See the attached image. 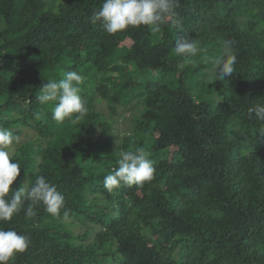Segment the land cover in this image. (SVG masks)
Masks as SVG:
<instances>
[{
	"label": "trees",
	"instance_id": "16d2710c",
	"mask_svg": "<svg viewBox=\"0 0 264 264\" xmlns=\"http://www.w3.org/2000/svg\"><path fill=\"white\" fill-rule=\"evenodd\" d=\"M177 3V22L159 32L109 35L90 22L102 0H0V126L17 137L10 162L21 164L9 196L43 175L65 197L59 218L43 205L26 218L25 201L0 221L31 239L10 264H264V124L247 115L264 103V0ZM181 36L205 51L176 55ZM226 40L235 71L214 80L206 57ZM68 70L84 77L88 111L57 123L36 97ZM140 147L153 179L109 192L119 152Z\"/></svg>",
	"mask_w": 264,
	"mask_h": 264
},
{
	"label": "clouds",
	"instance_id": "9594fccd",
	"mask_svg": "<svg viewBox=\"0 0 264 264\" xmlns=\"http://www.w3.org/2000/svg\"><path fill=\"white\" fill-rule=\"evenodd\" d=\"M177 0H102L101 7L94 11L90 22L100 23L103 30L109 34L125 30L129 26H147L152 32H159L163 25L177 22ZM175 54L184 57H194L205 51L198 42L187 36L177 37L174 44ZM217 72L214 80H225L233 75L237 57L234 51V41L226 40L222 52L215 57H206ZM192 63L191 60L187 61ZM158 75V73H156ZM84 77L77 71L68 70L63 78L47 79L39 88L36 99L41 104L53 103L52 119L62 123L65 118L75 114L73 122L79 121L88 111L80 95V85ZM213 80V81H214ZM249 119L253 117L264 124V103L254 104L248 108ZM257 133L264 135V127ZM17 137L7 127L0 126V221H8L24 209L25 217L36 215V206L43 205L45 211L54 217H60V209L64 207L65 197L57 191L56 185L46 180L43 175H37L34 182L27 181L18 190L10 192V185L20 174L21 164L15 160L10 162L9 148ZM116 166L104 176L103 186L111 192L121 184L132 186L151 181L154 177V165L149 152L143 148L134 151H121ZM67 210L64 216L67 217ZM31 244L29 236L18 233L15 229L0 228V264H10L17 253H23Z\"/></svg>",
	"mask_w": 264,
	"mask_h": 264
},
{
	"label": "rangeland",
	"instance_id": "374dc122",
	"mask_svg": "<svg viewBox=\"0 0 264 264\" xmlns=\"http://www.w3.org/2000/svg\"><path fill=\"white\" fill-rule=\"evenodd\" d=\"M56 7H57V3L54 6H50V8L53 9V10H55ZM149 76H151V73L150 74L149 73L143 74L144 78L149 77ZM193 86H194L193 89H192L193 93L194 92L196 93L201 88L200 82L198 83V77H197V79H195V82H193ZM203 96H204V99H208V98H210V93L205 92L203 94ZM122 108H123L122 105H120L118 109L121 110ZM105 112H106V110H105ZM128 121H129V117L128 116H126V117L122 116V117L117 118L116 126L114 127L113 131L117 132V134H119L120 137L126 135L128 133V131L126 129L127 125L129 124ZM22 138L24 139L23 136H22ZM118 140L119 139H117L115 142H118Z\"/></svg>",
	"mask_w": 264,
	"mask_h": 264
}]
</instances>
